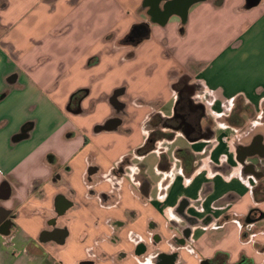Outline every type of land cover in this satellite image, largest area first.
Instances as JSON below:
<instances>
[{"label": "crops", "instance_id": "crops-1", "mask_svg": "<svg viewBox=\"0 0 264 264\" xmlns=\"http://www.w3.org/2000/svg\"><path fill=\"white\" fill-rule=\"evenodd\" d=\"M148 9L0 0V264H264V0Z\"/></svg>", "mask_w": 264, "mask_h": 264}, {"label": "flooded vegetation", "instance_id": "flooded-vegetation-1", "mask_svg": "<svg viewBox=\"0 0 264 264\" xmlns=\"http://www.w3.org/2000/svg\"><path fill=\"white\" fill-rule=\"evenodd\" d=\"M157 0H146V4L149 6L148 12L151 15V18L154 20H160L162 16L166 15L174 8H180V0H175L174 3L172 2H161L162 10L163 11H156L154 7ZM146 26H142L136 31L132 36V39L136 40L139 36L146 35ZM148 33V31H147ZM177 101L175 106V115L172 120L165 121L166 125L172 128H194L197 127V122L202 115V110L200 109V103L197 100L196 94L200 90V86L193 82L188 77H181L176 84L174 85ZM90 197H95L97 194L94 190H89ZM101 196L97 195L98 198L108 199V195H103L100 193ZM157 236L151 237V242H156ZM139 245L144 246L143 241L139 242ZM175 258L173 255L171 256H159L157 264H169L172 259ZM203 264H211V262L204 261ZM212 264H223V262L215 261Z\"/></svg>", "mask_w": 264, "mask_h": 264}, {"label": "trees", "instance_id": "trees-1", "mask_svg": "<svg viewBox=\"0 0 264 264\" xmlns=\"http://www.w3.org/2000/svg\"><path fill=\"white\" fill-rule=\"evenodd\" d=\"M83 95V91H80V92H76L73 96H72V99H75V98H78L80 99Z\"/></svg>", "mask_w": 264, "mask_h": 264}, {"label": "water", "instance_id": "water-1", "mask_svg": "<svg viewBox=\"0 0 264 264\" xmlns=\"http://www.w3.org/2000/svg\"><path fill=\"white\" fill-rule=\"evenodd\" d=\"M251 1H254V0H251ZM185 7H186V6H185ZM185 7H184V8H185ZM186 8H187V7H186ZM20 138H21V137H17L16 139H20ZM16 139H15V140H16Z\"/></svg>", "mask_w": 264, "mask_h": 264}, {"label": "rangeland", "instance_id": "rangeland-1", "mask_svg": "<svg viewBox=\"0 0 264 264\" xmlns=\"http://www.w3.org/2000/svg\"><path fill=\"white\" fill-rule=\"evenodd\" d=\"M261 121L264 122V119H262ZM261 121H259V122H261Z\"/></svg>", "mask_w": 264, "mask_h": 264}]
</instances>
